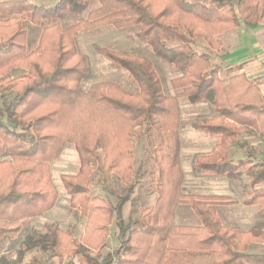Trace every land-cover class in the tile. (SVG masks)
I'll return each mask as SVG.
<instances>
[{"label": "trees", "instance_id": "trees-1", "mask_svg": "<svg viewBox=\"0 0 264 264\" xmlns=\"http://www.w3.org/2000/svg\"><path fill=\"white\" fill-rule=\"evenodd\" d=\"M55 1L0 0V100L13 95L0 112V245L4 240L17 244L28 231L25 221L52 210L57 193L50 164L68 143L75 146L81 167L63 183L72 204L82 206L87 216L85 235L77 244L57 226L40 235L27 233L24 248L3 255L0 264H21L24 254L34 250L51 258L72 254L77 263L68 264H264V255L247 253L251 243H264V233L228 228L219 216V207L236 202L183 192L178 137V101L186 99L214 111L212 118L195 122V130L235 142L239 127H250L264 143L259 86L243 73L222 78L211 55L193 49L197 38L215 48L221 44L216 36L227 28L264 25V0ZM105 27L138 28L139 37L177 71L171 80L175 94L164 92L148 57L109 48L98 51L129 72L137 91L112 81L84 90L91 66L78 38ZM32 30L38 32L34 46ZM143 138L155 170L145 162V172L134 164ZM222 146L198 156L196 172L239 179L244 168L250 188L243 205L258 206L264 214V161L234 163ZM94 173H114L122 191L108 186L107 197L90 199ZM146 176L154 179L156 200L138 209L141 197L135 191ZM128 202L137 215L127 222L123 209ZM183 205L198 225L176 226L175 212ZM114 221L119 247L102 256Z\"/></svg>", "mask_w": 264, "mask_h": 264}, {"label": "rangeland", "instance_id": "rangeland-1", "mask_svg": "<svg viewBox=\"0 0 264 264\" xmlns=\"http://www.w3.org/2000/svg\"><path fill=\"white\" fill-rule=\"evenodd\" d=\"M33 1H36L37 4L45 2L54 5L56 3L55 0ZM76 18H78V16ZM68 23H72V21ZM138 32V28L119 30L113 27H105L94 31L83 32L79 36V48L81 52L88 57L91 66L90 76L82 82L84 90L89 89L92 85L97 83L112 81L124 86L131 92L137 91V84L134 82L129 72L118 68L113 62L109 61L98 51L99 48H109L121 52L139 53L148 57L155 65L162 79L164 92L166 94H169V92L172 95L175 94V91L171 88V80L178 75L177 71L173 65L160 59L153 52L151 47L139 37ZM37 33L38 32L35 30L31 31V39L29 38L31 46L36 45L33 44V42L38 37ZM253 38L259 42L261 48V52L256 55L252 52V43L250 39ZM216 39H219L221 44L220 46H217L218 44L215 43L216 47L214 48L209 46L208 42L203 38H197L193 44V49L198 53L210 54L212 57V65L222 68L220 71V76L222 78L235 73H243L247 75L251 82H255L259 86V107L264 111V25L255 28H247L244 25L240 28L230 27L225 29L220 35L216 36ZM246 49L247 51H251L249 55L246 54ZM232 60H235V62L233 63ZM15 72H22V69H17ZM6 96L8 97L0 100V112L5 110L13 97L12 94L11 96ZM178 102L180 109L178 137L180 140V164L184 175L182 185L183 192L185 194H195L202 197H208L207 195L215 192L216 195L214 197H225L236 202L234 205H239V207L229 210L234 212L235 217L240 216L241 211L243 210L242 204L244 202L241 200V189L244 187L245 190H243V192H245L246 190H249L246 189V187H250V179L245 175V169H242L243 175L239 179H227L209 175H202L209 176V178L198 179L199 174L195 170V160L198 156L207 154H198L196 156L195 154L198 152L197 148L205 144L203 143L204 139L210 140V135L197 131L192 127L195 122L208 118V112H206L204 116H201V109H203L202 106L204 105H193L186 99H179ZM239 128V130H242V133L235 142L240 145L242 143L243 145L241 150H237V155H235L237 158L232 157V154H235L236 151L231 150L230 148V144L235 143L234 141H223L221 137L210 136L212 138L211 140L217 141L218 146L224 144L222 148L228 150L229 158L233 160L234 163H237L239 159L248 160L247 156H244L248 153L251 154L264 151V143L262 139L256 135L253 129L250 127ZM148 145L149 142L143 138L134 152V156L136 157L134 164H136L138 170H144V172L145 169L149 170L146 165L143 169L144 162L155 170V166L149 158ZM80 167V157L75 146L70 143L66 144L60 156L50 164L51 181L57 193L55 205L51 211L42 216L25 221L22 226L23 228L27 227V233L40 235L46 232L48 226H57L64 233L71 234L72 239L76 241L77 244L82 243V238L85 235L87 216L84 214L82 206H75L72 204V197L66 191L63 183L64 178L76 176L80 171ZM153 180L154 179L151 176H146L144 180H141L140 185L136 189L135 196L141 197L138 202V209L143 208L142 206L145 204L147 206L155 204L156 194L152 196L153 193L151 190ZM231 183L233 184L234 189L238 190L236 194L232 195V197L230 196V187H228V184L230 185ZM108 186L122 191L121 182L114 173L109 175L94 173L90 186V199L97 196L107 197L104 190L105 187ZM211 187L213 190L210 189ZM111 199L115 201L114 197H111ZM191 213L194 217L191 215L189 218ZM181 214L183 215V219L185 216L187 217L186 223H182L183 220ZM136 215V212H133V204L128 202L123 209L124 219L127 222L133 221ZM174 222L178 227L196 226L198 219L189 207L183 205L177 208ZM27 233H23V235L16 240L18 242L17 244L4 240L0 245V258L3 255L8 256L23 249L22 242ZM118 234L119 231L114 221L109 225V237L105 246L102 248V256L115 251L119 247L120 242ZM62 257L63 258H51L50 253H45L41 250H34L24 254L21 264H68L69 262L74 261V256L72 254H65ZM74 262L77 263L76 260Z\"/></svg>", "mask_w": 264, "mask_h": 264}, {"label": "crops", "instance_id": "crops-1", "mask_svg": "<svg viewBox=\"0 0 264 264\" xmlns=\"http://www.w3.org/2000/svg\"><path fill=\"white\" fill-rule=\"evenodd\" d=\"M251 43H252V52L256 55L259 54L261 52V48L259 46V42L257 40L250 39ZM251 51H247L246 49V54L249 55ZM232 62L234 63L235 60H232ZM249 75V74H248ZM250 77V76H249ZM203 109H201V116H204L206 112H208V118H212V116L214 115V111L212 110L211 106L208 104H204V106H202ZM210 140H205L204 142L205 144H203L202 146L197 148V151L195 156L198 154H211L218 146L217 141L215 140H211L212 138L209 136ZM261 143V142H260ZM230 148L231 150H235V154H232V157L234 158L235 155H237V150H241L242 147V143L241 145L238 144L237 142L230 144ZM224 146V144H223ZM259 146V145H258ZM261 146V145H260ZM243 155V154H241ZM247 156L248 159H250L252 162H263L264 161V151H260L257 153H252V155H244ZM243 156V157H244ZM237 158V157H235ZM239 160H243V159H239ZM233 161V160H232ZM203 178H209V176H200L198 177V179H203ZM228 187H230V196L232 197L233 194H236L238 190L234 189L233 184L231 183L230 185L228 184ZM261 188H264V183L260 186ZM250 187H246V189H249ZM210 189L213 190V188L211 187ZM241 196H242V201H244L246 199V195L245 193L248 191L246 190L245 192H243L244 187L241 189ZM216 193L213 192L210 195L207 196H215ZM224 195H228V194H224ZM243 210L241 211V215L240 216H234V212H232L231 210L235 209L236 207H239V205H226V206H221L218 209V213L219 216L221 217L223 224L225 226H227L228 228L231 229H235V230H239L241 232H252V231H260L264 233V214H262L258 208V206H245L243 205ZM231 209V210H229ZM188 214V212H187ZM192 215V213L189 215ZM193 216V215H192ZM182 223H186L187 221V217L185 216V218L183 219V215L181 214ZM194 217V216H193ZM195 219V218H194ZM198 224V223H197ZM196 224V225H197ZM260 237V236H258ZM247 253L249 254H253V255H264V243H251L248 246L247 249Z\"/></svg>", "mask_w": 264, "mask_h": 264}]
</instances>
